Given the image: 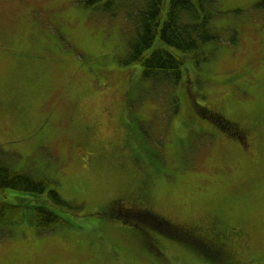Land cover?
<instances>
[{"label":"rangeland","instance_id":"374dc122","mask_svg":"<svg viewBox=\"0 0 264 264\" xmlns=\"http://www.w3.org/2000/svg\"><path fill=\"white\" fill-rule=\"evenodd\" d=\"M261 1L218 0L210 23L219 37L202 46L209 58L183 66L208 118L213 108L249 128L243 149L233 135H202L218 123L197 105L193 114L189 99L176 112L181 83H155L141 64L124 63L131 25L123 14L86 0H0V159L51 179L66 200L45 202L63 220L46 231L29 218L0 222V264H213L105 213L138 194L140 163L126 139L146 157L144 197L157 213L206 225L223 216L218 225L240 231L229 241L235 258L264 264ZM18 192L5 193L14 202Z\"/></svg>","mask_w":264,"mask_h":264},{"label":"trees","instance_id":"16d2710c","mask_svg":"<svg viewBox=\"0 0 264 264\" xmlns=\"http://www.w3.org/2000/svg\"><path fill=\"white\" fill-rule=\"evenodd\" d=\"M86 2L99 3L97 10L110 17L123 14L122 18H126V22L131 25L124 63L141 64L143 77L155 83L173 86L181 83L183 93H178V102L191 83L188 78L189 71L184 73L183 69L186 59L192 57L197 65L207 60L209 55L203 51V44L219 37L210 23L218 12V0H86ZM193 110L196 111L195 108ZM201 116L206 117L203 112ZM218 126L227 130L229 127L220 121ZM53 184L54 182L47 177L17 171L0 159V222L9 225L29 218L36 220L41 230L46 231L53 224L63 221L61 216L46 206L45 199H41L42 194H46L56 205L63 204L57 189L52 187ZM12 189L22 192L15 195L14 202L9 201L5 193ZM121 202L122 200L114 201L111 208L117 209ZM157 214L154 209L147 207V210L142 211L130 210L124 217L117 218L140 229L151 240H156L155 234H163L182 241L198 254L211 260L213 264H241V261L231 253L232 249L221 250L223 245L215 242L211 245L206 240L194 237L192 233L189 235L179 227V222H169ZM155 219L163 223L161 227H157ZM218 222L219 220L215 219L212 224L216 225ZM210 227V230L204 233L209 234L212 231L221 237L222 242H225L226 238L229 240L238 235L237 230L219 231Z\"/></svg>","mask_w":264,"mask_h":264},{"label":"flooded vegetation","instance_id":"af4514ba","mask_svg":"<svg viewBox=\"0 0 264 264\" xmlns=\"http://www.w3.org/2000/svg\"><path fill=\"white\" fill-rule=\"evenodd\" d=\"M221 117H222V122H224L225 124H227L229 126L228 129H230L231 133L232 134H236L240 138V142L242 141V139H244V142L246 144L243 145V147H246L248 145L247 142H248V137H249V134H250L249 128L245 127V126L243 127L239 123L231 121V120H229L227 117H225L223 115H221ZM144 184L147 185L148 183L145 182V178L143 176V178L139 180V184L137 186L138 194L136 196L134 195V198L130 201V203L134 205L135 209H144V208H141L138 205V203H137V201L140 198L144 199V200L147 199V198L144 197V192H145V185ZM218 218L219 217L214 216L212 221H214L215 219L218 220ZM189 223H191V224H186V225H181V224L179 225L178 224V225H179V227H182L183 229H186L189 232H191L198 239L206 240L211 245H213L214 242L218 243L220 245H223L221 250L232 249L231 253L235 254L233 247H229L228 246L229 245V242H227L228 238H226L227 240H225V242H222L223 240H221V237L217 236L215 233H212V231H210L209 234L204 233L206 230H210V228H211L210 226H212L214 228L217 227V224L216 225L215 224H209L208 226H204V225H202L204 222L202 223V222L193 221V222H189ZM218 230L219 231H223L224 230V226L219 225L218 226ZM213 247H215V245Z\"/></svg>","mask_w":264,"mask_h":264}]
</instances>
